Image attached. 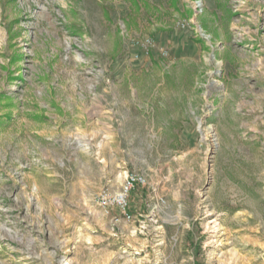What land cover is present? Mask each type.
Listing matches in <instances>:
<instances>
[{"label": "rangeland", "instance_id": "rangeland-1", "mask_svg": "<svg viewBox=\"0 0 264 264\" xmlns=\"http://www.w3.org/2000/svg\"><path fill=\"white\" fill-rule=\"evenodd\" d=\"M0 264H264V0H0Z\"/></svg>", "mask_w": 264, "mask_h": 264}, {"label": "built area", "instance_id": "built-area-1", "mask_svg": "<svg viewBox=\"0 0 264 264\" xmlns=\"http://www.w3.org/2000/svg\"><path fill=\"white\" fill-rule=\"evenodd\" d=\"M142 182L143 180L136 175H133V174L127 175L123 183V187L121 191L114 195L102 196L101 197L102 203L106 206H111V208L113 207V208L118 209L121 215H123L125 219L129 220L131 216L126 212L128 192L131 191L136 184L142 183Z\"/></svg>", "mask_w": 264, "mask_h": 264}]
</instances>
